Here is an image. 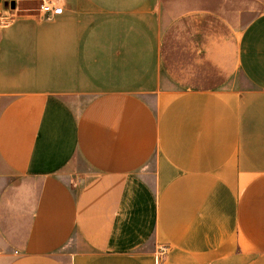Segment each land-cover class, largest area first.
I'll use <instances>...</instances> for the list:
<instances>
[{"label":"crops","instance_id":"obj_1","mask_svg":"<svg viewBox=\"0 0 264 264\" xmlns=\"http://www.w3.org/2000/svg\"><path fill=\"white\" fill-rule=\"evenodd\" d=\"M43 1L0 0V264H264V0Z\"/></svg>","mask_w":264,"mask_h":264},{"label":"built area","instance_id":"obj_2","mask_svg":"<svg viewBox=\"0 0 264 264\" xmlns=\"http://www.w3.org/2000/svg\"><path fill=\"white\" fill-rule=\"evenodd\" d=\"M40 9L48 16H52L58 12L59 8L52 0L43 1L40 5ZM8 17H5V21L8 20Z\"/></svg>","mask_w":264,"mask_h":264}]
</instances>
